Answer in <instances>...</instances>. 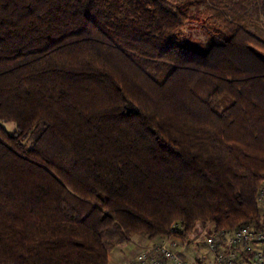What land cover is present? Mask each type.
<instances>
[{
  "label": "trees",
  "instance_id": "trees-1",
  "mask_svg": "<svg viewBox=\"0 0 264 264\" xmlns=\"http://www.w3.org/2000/svg\"><path fill=\"white\" fill-rule=\"evenodd\" d=\"M262 181L264 0H0V264L264 231Z\"/></svg>",
  "mask_w": 264,
  "mask_h": 264
},
{
  "label": "built area",
  "instance_id": "built-area-1",
  "mask_svg": "<svg viewBox=\"0 0 264 264\" xmlns=\"http://www.w3.org/2000/svg\"><path fill=\"white\" fill-rule=\"evenodd\" d=\"M255 199L264 207L263 181L257 187ZM180 229L181 223L173 220L165 232L141 245L118 264H193L180 255L172 236ZM203 247L210 253L209 264H236L240 254H246L252 264H264V231L247 224L231 230L205 232Z\"/></svg>",
  "mask_w": 264,
  "mask_h": 264
},
{
  "label": "crops",
  "instance_id": "crops-1",
  "mask_svg": "<svg viewBox=\"0 0 264 264\" xmlns=\"http://www.w3.org/2000/svg\"><path fill=\"white\" fill-rule=\"evenodd\" d=\"M173 238L177 239L173 236ZM147 241V240H146ZM145 241V242H146ZM177 246L179 252L183 257L193 264H207L210 260V253L202 248V252H199L196 245H193L191 240L189 242H179L178 239ZM142 237L138 234L131 236V239L126 244L114 249L109 255L110 264H118L123 258H126L131 255V253L136 250L139 246L143 245ZM247 263L241 257L237 259L236 264H245ZM248 264V263H247Z\"/></svg>",
  "mask_w": 264,
  "mask_h": 264
},
{
  "label": "rangeland",
  "instance_id": "rangeland-1",
  "mask_svg": "<svg viewBox=\"0 0 264 264\" xmlns=\"http://www.w3.org/2000/svg\"><path fill=\"white\" fill-rule=\"evenodd\" d=\"M175 35H176V38L179 42L183 43L184 45L195 47L196 49H199V50L204 49L209 41L217 39V36L215 34L209 32V31H207L203 25H200L198 23H193V22L185 23L183 26L177 28L175 31ZM3 125L5 126V128L7 130H11L13 127V122L11 120H7V121L3 122ZM205 232H207V231H204V230L198 231L196 233V235L193 236L191 239L192 244L196 245V247H197L195 249H198L199 252H202L203 234ZM151 239H149V240H151ZM149 240H147V241H149ZM140 247L141 246H139L138 248H140ZM134 252H135V250L132 253H134ZM123 259H125V258H123ZM207 264H209V263H207ZM245 264H247V263H245Z\"/></svg>",
  "mask_w": 264,
  "mask_h": 264
}]
</instances>
